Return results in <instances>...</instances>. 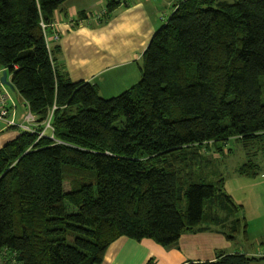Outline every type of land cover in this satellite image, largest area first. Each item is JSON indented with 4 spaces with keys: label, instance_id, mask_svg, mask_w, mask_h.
<instances>
[{
    "label": "trees",
    "instance_id": "obj_1",
    "mask_svg": "<svg viewBox=\"0 0 264 264\" xmlns=\"http://www.w3.org/2000/svg\"><path fill=\"white\" fill-rule=\"evenodd\" d=\"M65 1L0 0V67L36 120L0 148L4 263L100 264L120 237L169 247L212 226L229 240L246 233L224 179L197 178L183 155L231 138L264 146V0H178L143 53L141 79L111 98L73 81L60 46L48 45ZM260 168L248 161L237 173ZM258 259L219 251L188 264Z\"/></svg>",
    "mask_w": 264,
    "mask_h": 264
},
{
    "label": "crops",
    "instance_id": "obj_2",
    "mask_svg": "<svg viewBox=\"0 0 264 264\" xmlns=\"http://www.w3.org/2000/svg\"><path fill=\"white\" fill-rule=\"evenodd\" d=\"M111 1L117 4H113L115 7L111 15L106 17L107 5ZM173 2L66 0L55 11L54 20L48 28L50 47L60 46L59 62L73 81L84 80L96 84L102 97L116 96L141 79L143 53L155 32L163 26L166 13L170 14L173 10ZM10 91L14 102H9L8 107L14 112L8 119L13 117L16 124L8 126L0 120V148L25 130L20 125L24 124L25 116L29 113L20 94L12 89ZM238 203L243 210L248 209L245 200ZM244 217L248 224L246 233H240L233 240L227 239L217 226L202 232H186L169 247L148 238L135 240L120 237L110 244L100 264H147L150 259H154L155 264H188L216 260L219 251L250 256L258 251L252 242H256V246L264 245V234L255 238L251 236L257 229H264V218L259 214L255 217L246 213ZM256 223L259 225L255 227ZM239 236L251 244L249 249L237 242ZM8 256L5 255V258ZM7 260L10 261V257Z\"/></svg>",
    "mask_w": 264,
    "mask_h": 264
},
{
    "label": "rangeland",
    "instance_id": "obj_3",
    "mask_svg": "<svg viewBox=\"0 0 264 264\" xmlns=\"http://www.w3.org/2000/svg\"><path fill=\"white\" fill-rule=\"evenodd\" d=\"M173 1H175L172 6L174 10V6L178 0ZM216 1L234 2L235 0ZM165 10H168L169 12L168 8H165ZM166 11L164 13H166ZM170 14L166 13L164 16L163 25L167 21ZM7 88L11 89L8 86ZM35 125V123L33 124V122L25 120L22 126H28L31 128L35 127ZM46 126H50V120L46 123ZM47 133H49L48 127L45 131V134ZM219 145L221 150H217L214 145H209V147L203 145L200 148L187 149L183 157L186 158L187 162H192L193 173L197 178L205 177L209 181L216 182L221 177L224 179V185L222 186L223 190L229 194L234 201H246L248 209L246 211L243 210L239 212L235 215V217L245 216L246 213L248 216L255 215V217L256 214H259L262 218H264V209L262 208L264 206V146L258 145L256 141L245 145L244 141L240 138H231L220 142ZM248 161H253L261 166L260 173L256 177H247L237 173V167ZM205 211L206 213L212 214L216 211V208L206 204ZM258 225L259 224L256 223L255 227ZM261 234H264L263 228L257 229L256 233L251 236L255 238V236H260ZM237 242H240L241 247L245 249H249L251 246V244L246 242L242 236L237 238ZM252 244L258 249V251L250 256L260 259L255 261L253 260L250 264H264V245H262V247L258 245L256 246V242H252ZM259 250H262L263 252H260ZM16 259L15 262L17 261ZM0 264L3 263L1 262Z\"/></svg>",
    "mask_w": 264,
    "mask_h": 264
},
{
    "label": "built area",
    "instance_id": "obj_4",
    "mask_svg": "<svg viewBox=\"0 0 264 264\" xmlns=\"http://www.w3.org/2000/svg\"><path fill=\"white\" fill-rule=\"evenodd\" d=\"M56 38L58 39V35H56ZM47 40L49 42L48 36H47ZM48 45L50 46L49 43H48ZM4 70L5 69H0V120L5 121L6 124L8 126H10V125H15L16 124V121H15V119L13 117H11V120L8 119V116L11 115V112L12 113L14 112L13 110L12 111L10 110V108L8 107V103L9 102H14V101H13V97H12L10 89H8L7 85L2 83V81H1V76H2V73H3ZM25 120L28 121V122H33V123L36 122L35 117L33 116V114L31 112H29L27 114ZM20 126H22V125H20ZM23 129H25V130H27L29 132H32V133L35 132L34 127L30 128L28 126H24ZM42 135H43V132H42ZM3 255H4L3 252L0 251V263L2 262L3 264H5L4 261H3ZM14 263H15V260L12 257V261H11L10 264H14Z\"/></svg>",
    "mask_w": 264,
    "mask_h": 264
},
{
    "label": "water",
    "instance_id": "obj_5",
    "mask_svg": "<svg viewBox=\"0 0 264 264\" xmlns=\"http://www.w3.org/2000/svg\"><path fill=\"white\" fill-rule=\"evenodd\" d=\"M1 81L2 83L6 84L8 87H10L13 91H16L15 86L13 85V83L8 79V73L7 70L3 71V75L1 77ZM18 260H22V256L20 255L18 257Z\"/></svg>",
    "mask_w": 264,
    "mask_h": 264
}]
</instances>
